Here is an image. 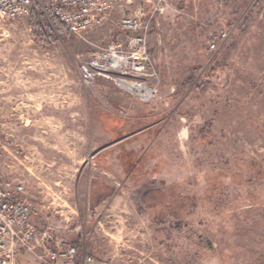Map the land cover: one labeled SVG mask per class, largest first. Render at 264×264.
Here are the masks:
<instances>
[{"label": "rangeland", "instance_id": "rangeland-1", "mask_svg": "<svg viewBox=\"0 0 264 264\" xmlns=\"http://www.w3.org/2000/svg\"><path fill=\"white\" fill-rule=\"evenodd\" d=\"M56 22H0V170L39 233L77 264H264V0H117L82 37Z\"/></svg>", "mask_w": 264, "mask_h": 264}, {"label": "built area", "instance_id": "built-area-1", "mask_svg": "<svg viewBox=\"0 0 264 264\" xmlns=\"http://www.w3.org/2000/svg\"><path fill=\"white\" fill-rule=\"evenodd\" d=\"M117 0H0V22L26 18L35 9L49 20L62 24L72 34L82 37L92 26L102 23L114 10ZM122 27L128 30L140 28L135 20H124ZM222 33L219 40H225ZM217 48L216 39L211 49ZM101 71V67H94ZM86 82L92 83L94 76L83 68ZM23 254L35 256L40 264H77L75 246L55 242L52 232L41 235L33 218V208L26 197L22 184L13 188L2 180L0 170V264H21ZM82 264H108L85 256Z\"/></svg>", "mask_w": 264, "mask_h": 264}, {"label": "bare ground", "instance_id": "bare-ground-1", "mask_svg": "<svg viewBox=\"0 0 264 264\" xmlns=\"http://www.w3.org/2000/svg\"><path fill=\"white\" fill-rule=\"evenodd\" d=\"M120 84H121V86H123L124 88H126V89H128V90H134V89L139 88V86H137V85H130L129 83H127V82H125V81H120ZM138 90L143 91V93H144V94H143L144 99H149V98H151L150 95H151L152 92H151L150 89L144 87V88H140V89H138Z\"/></svg>", "mask_w": 264, "mask_h": 264}, {"label": "trees", "instance_id": "trees-1", "mask_svg": "<svg viewBox=\"0 0 264 264\" xmlns=\"http://www.w3.org/2000/svg\"><path fill=\"white\" fill-rule=\"evenodd\" d=\"M37 13H38V9H35L34 11H33V14L35 15V16H37ZM56 26L62 31V32H68V30L62 25V24H60L59 22H56Z\"/></svg>", "mask_w": 264, "mask_h": 264}]
</instances>
